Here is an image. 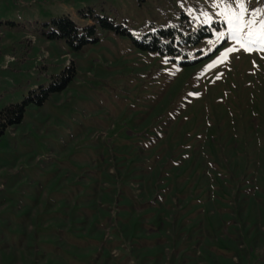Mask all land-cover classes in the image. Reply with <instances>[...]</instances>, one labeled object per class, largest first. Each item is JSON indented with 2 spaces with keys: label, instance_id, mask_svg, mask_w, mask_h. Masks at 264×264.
<instances>
[{
  "label": "rangeland",
  "instance_id": "1",
  "mask_svg": "<svg viewBox=\"0 0 264 264\" xmlns=\"http://www.w3.org/2000/svg\"><path fill=\"white\" fill-rule=\"evenodd\" d=\"M216 11L0 0V264H264V54L205 70L223 51L209 44L225 27ZM62 17L95 25L96 41L48 40ZM170 26L205 36L174 58L134 44ZM70 64L66 86L18 118Z\"/></svg>",
  "mask_w": 264,
  "mask_h": 264
},
{
  "label": "trees",
  "instance_id": "2",
  "mask_svg": "<svg viewBox=\"0 0 264 264\" xmlns=\"http://www.w3.org/2000/svg\"><path fill=\"white\" fill-rule=\"evenodd\" d=\"M99 23L104 29L113 30L116 33L131 35L128 28L124 25L117 24L108 17H98ZM48 25V24H46ZM95 25H89L84 28H80L69 17H62L55 19L50 25L49 30L44 32V36L48 40H65L72 50L81 49L86 43L90 41H96L95 38ZM205 34L194 36V34H184L183 31L175 26L168 28H161L153 32L143 34L139 39L133 38L134 44L137 48L142 50H148L157 52L161 55L171 56L174 58L178 55H188L190 49L195 44H198ZM66 72L68 73L67 75ZM75 72V67L70 64L66 70L62 73L63 83L60 86L49 87L48 89H41V95L38 100H34L32 97L26 98L23 102V107L18 111V118L24 109V106L31 101H35L38 104H42L43 101L49 96L53 90L63 89L67 82L72 78ZM60 76V77H61ZM56 78H59L56 77ZM33 93V92H31ZM9 113V109L4 111Z\"/></svg>",
  "mask_w": 264,
  "mask_h": 264
},
{
  "label": "snow or ice",
  "instance_id": "3",
  "mask_svg": "<svg viewBox=\"0 0 264 264\" xmlns=\"http://www.w3.org/2000/svg\"><path fill=\"white\" fill-rule=\"evenodd\" d=\"M212 8L217 9L214 13L216 17L223 20L225 25L222 31H215L216 39L209 41L213 45V51H223L216 60L205 66V70L216 66L218 62L228 59L230 53L243 50L251 53L256 51L264 54V9L255 7L250 0H209ZM264 4V0H257ZM202 23L209 24L213 20V15L209 12H202ZM231 42L230 46L224 45ZM200 51H203L201 49ZM167 62V61H165ZM190 96H198L200 93L191 92Z\"/></svg>",
  "mask_w": 264,
  "mask_h": 264
}]
</instances>
